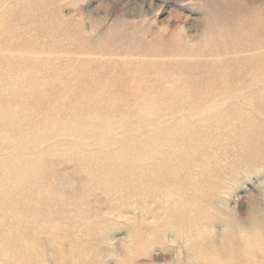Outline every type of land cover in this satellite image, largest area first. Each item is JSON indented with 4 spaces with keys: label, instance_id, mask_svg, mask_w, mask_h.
<instances>
[{
    "label": "rangeland",
    "instance_id": "374dc122",
    "mask_svg": "<svg viewBox=\"0 0 264 264\" xmlns=\"http://www.w3.org/2000/svg\"><path fill=\"white\" fill-rule=\"evenodd\" d=\"M264 0H0V264H264Z\"/></svg>",
    "mask_w": 264,
    "mask_h": 264
},
{
    "label": "clouds",
    "instance_id": "9594fccd",
    "mask_svg": "<svg viewBox=\"0 0 264 264\" xmlns=\"http://www.w3.org/2000/svg\"><path fill=\"white\" fill-rule=\"evenodd\" d=\"M247 203L254 218H264V186L261 187L259 194H248Z\"/></svg>",
    "mask_w": 264,
    "mask_h": 264
}]
</instances>
